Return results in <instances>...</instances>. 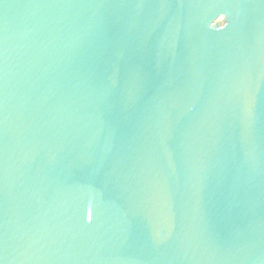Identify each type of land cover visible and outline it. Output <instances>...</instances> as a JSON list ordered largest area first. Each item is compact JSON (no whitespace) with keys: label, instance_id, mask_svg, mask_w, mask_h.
<instances>
[{"label":"water","instance_id":"obj_1","mask_svg":"<svg viewBox=\"0 0 264 264\" xmlns=\"http://www.w3.org/2000/svg\"><path fill=\"white\" fill-rule=\"evenodd\" d=\"M0 264H264V0H0Z\"/></svg>","mask_w":264,"mask_h":264}]
</instances>
